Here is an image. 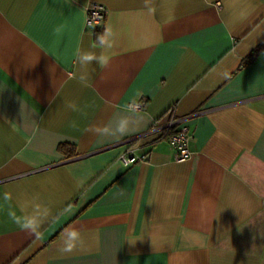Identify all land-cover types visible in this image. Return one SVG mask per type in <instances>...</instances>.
Wrapping results in <instances>:
<instances>
[{
	"label": "crops",
	"instance_id": "obj_1",
	"mask_svg": "<svg viewBox=\"0 0 264 264\" xmlns=\"http://www.w3.org/2000/svg\"><path fill=\"white\" fill-rule=\"evenodd\" d=\"M99 29L110 62L81 69ZM262 43L264 0H0V264H264V49L242 66ZM133 100L136 131H90ZM170 111L192 133L183 161L148 133ZM130 139L144 159L125 166ZM34 202L49 215L31 235L9 211ZM72 227L84 243L62 254Z\"/></svg>",
	"mask_w": 264,
	"mask_h": 264
},
{
	"label": "clouds",
	"instance_id": "obj_2",
	"mask_svg": "<svg viewBox=\"0 0 264 264\" xmlns=\"http://www.w3.org/2000/svg\"><path fill=\"white\" fill-rule=\"evenodd\" d=\"M144 2L145 6H148L150 0H144ZM114 39V33L110 29H106L103 33L97 35L96 44L93 46L94 49L98 48L99 52L95 50H79L75 54V63L81 69H86L93 63L97 64L100 69L106 68L110 62V56L106 54L105 50L112 49L114 46ZM80 81L82 83H86V76L81 75ZM70 107H73V110H75L74 106L70 105ZM140 107L141 105L136 100H133L128 107L129 115L121 116L108 126H104L102 128L94 127L90 129V131L99 132L102 135L111 136L116 139L128 135L131 132L136 131L145 121V118L138 114V109H140ZM4 199H10L9 194L6 193ZM30 206L34 207L33 211L29 212L23 210ZM20 211L21 215L17 216L15 211L10 210L9 217L13 220V222L17 223L21 229L31 235L39 233L42 224L49 215V210L46 206H42L41 204L35 202L31 205L21 204ZM83 243L80 230L72 227L71 229L65 230L59 251L62 254H69L78 246H82Z\"/></svg>",
	"mask_w": 264,
	"mask_h": 264
},
{
	"label": "built area",
	"instance_id": "obj_3",
	"mask_svg": "<svg viewBox=\"0 0 264 264\" xmlns=\"http://www.w3.org/2000/svg\"><path fill=\"white\" fill-rule=\"evenodd\" d=\"M219 5V3H217ZM105 7L98 3H90L86 10L87 25H101L105 18ZM140 109L142 108V104ZM138 109V110H140ZM160 132L157 139H165L175 150V157L179 161L186 160L190 155L189 143L192 139V133L188 126L184 123V118L176 115L173 111L169 112V118L164 124L154 123L148 130V133ZM130 140L126 141L127 148L119 156V160L125 166L135 164L144 159L134 153L131 149Z\"/></svg>",
	"mask_w": 264,
	"mask_h": 264
},
{
	"label": "trees",
	"instance_id": "obj_4",
	"mask_svg": "<svg viewBox=\"0 0 264 264\" xmlns=\"http://www.w3.org/2000/svg\"><path fill=\"white\" fill-rule=\"evenodd\" d=\"M95 33H96V37H97V35L103 33V30L102 29L96 30ZM262 49H264V43L256 46L248 55H246L243 58L242 66H245V65L249 64L251 61H253ZM59 150L62 153L66 154L68 157L75 155L74 145H70L67 143H61L59 145Z\"/></svg>",
	"mask_w": 264,
	"mask_h": 264
}]
</instances>
